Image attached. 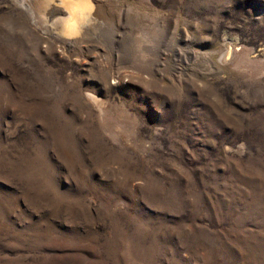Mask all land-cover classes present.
<instances>
[{
  "label": "rangeland",
  "instance_id": "1",
  "mask_svg": "<svg viewBox=\"0 0 264 264\" xmlns=\"http://www.w3.org/2000/svg\"><path fill=\"white\" fill-rule=\"evenodd\" d=\"M77 1L0 0V264H264V0Z\"/></svg>",
  "mask_w": 264,
  "mask_h": 264
},
{
  "label": "bare ground",
  "instance_id": "2",
  "mask_svg": "<svg viewBox=\"0 0 264 264\" xmlns=\"http://www.w3.org/2000/svg\"><path fill=\"white\" fill-rule=\"evenodd\" d=\"M73 1V0H72ZM77 0H75V2H76ZM81 2H79L80 3V6H82L81 8H84L85 9V7L88 5H84L83 3H84V1L85 0H80ZM87 1V0H86ZM52 2V1H51ZM78 2V1H77ZM22 3V2H21ZM54 2H52V4H53ZM71 4V3H70ZM74 4V3H73ZM76 4V3H75ZM62 5V4H61ZM51 6V5H50ZM55 6V5H54ZM65 6V5H64ZM76 6H78V5H76ZM75 6V7H76ZM55 7H57V6H55ZM68 7V6H67ZM78 9H79V7H77ZM54 9V8H53ZM52 9V11L53 12H51V13H49L50 15L52 14V17H51V19H50V21L49 20H47V21H49V22H47L46 24H45V26H44V30H45V32L48 34V31L51 29V27L52 26H58V25H60V27L59 28H62L63 27V24H66V23H68L69 24V29H70V31H73V29L74 28H76V26H78L79 27V25H80V27H81V25H87L88 23H89V21H84V20H82L83 19V17L81 16L80 18L79 17H74L73 18V12L71 11V10H69L68 9V14H71L70 15V20L69 19H67V18H65V16H62V15H59V13H60V10H53ZM57 9V8H56ZM71 9V8H70ZM75 9V8H74ZM45 10V9H44ZM43 10V11H44ZM46 10H47V8H46ZM76 10V9H75ZM83 10V9H82ZM77 11V10H76ZM46 12V11H45ZM78 12V11H77ZM83 12V11H82ZM88 12V11H87ZM43 13V12H42ZM60 14H62V13H60ZM80 14H81V12H80ZM44 15V14H43ZM46 15V14H45ZM55 15V16H54ZM79 15V14H78ZM75 16H76V14H75ZM86 18V17H85ZM66 21H68V22H66ZM48 27L50 28V29H48ZM66 26L64 25V28H65ZM54 28V27H53ZM57 28V27H56ZM58 28V29H59ZM72 28V29H71ZM96 28V27H95ZM63 29V28H62ZM66 29V28H65ZM69 29H67V31L69 30ZM83 29V28H82ZM57 30V29H56ZM81 30V29H80ZM52 31V30H51ZM54 31H55V29H54ZM64 31V30H63ZM66 32V31H65ZM51 33V32H50ZM82 35H84V34H82ZM70 41V40H69ZM75 45V44H74Z\"/></svg>",
  "mask_w": 264,
  "mask_h": 264
}]
</instances>
